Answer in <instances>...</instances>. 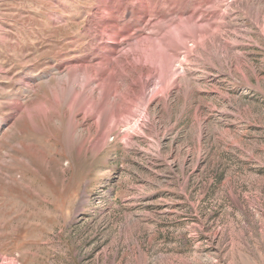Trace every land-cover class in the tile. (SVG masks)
<instances>
[{
    "label": "rangeland",
    "instance_id": "1",
    "mask_svg": "<svg viewBox=\"0 0 264 264\" xmlns=\"http://www.w3.org/2000/svg\"><path fill=\"white\" fill-rule=\"evenodd\" d=\"M217 1L242 73L236 56L200 68L181 50L147 117L93 148L90 121L55 96L71 61L101 51L92 32L77 41L100 3L0 0V264H264V38Z\"/></svg>",
    "mask_w": 264,
    "mask_h": 264
},
{
    "label": "bare ground",
    "instance_id": "2",
    "mask_svg": "<svg viewBox=\"0 0 264 264\" xmlns=\"http://www.w3.org/2000/svg\"><path fill=\"white\" fill-rule=\"evenodd\" d=\"M97 2L100 3L95 10L97 17H92L88 30L82 32L77 41L83 43L92 32L89 46L99 42L101 51L91 49L92 52L82 55L83 59H75L65 66V74L58 83L61 96H55L56 100L65 103L69 120L75 125L81 119L90 121L86 124L87 131L91 128L97 131L94 140H90L93 148L99 146L110 131L129 123L137 112L147 117L152 98L169 87L168 80L174 74L172 68L181 50L186 54V61L200 68L206 64L215 66L216 60L223 67L232 55L236 56L239 60L234 62L233 70L242 73L245 61L234 52L238 47L236 38L228 41L223 37L237 34V25L223 22L227 10L215 6L217 0ZM204 5L210 9L204 10ZM231 5L252 18L259 35L264 38V0H232ZM164 8L165 12L162 11ZM151 16L155 19L150 20ZM196 18L201 24L196 23ZM146 22L151 24V33L143 35L140 32L134 36L133 42H129L133 31L145 27ZM229 28L232 31H228ZM123 40H127L128 46L116 56L115 50ZM192 52L196 55L192 56ZM185 75L177 81L175 89L189 97L194 83ZM150 80L156 87L147 97L145 89ZM43 105L41 102L39 107ZM160 105H164L163 102ZM78 115L81 119L77 118Z\"/></svg>",
    "mask_w": 264,
    "mask_h": 264
}]
</instances>
